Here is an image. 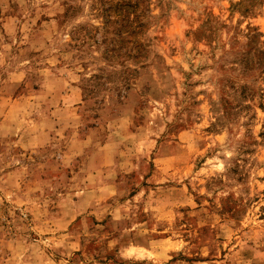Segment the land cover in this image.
Wrapping results in <instances>:
<instances>
[{
    "label": "rangeland",
    "instance_id": "obj_1",
    "mask_svg": "<svg viewBox=\"0 0 264 264\" xmlns=\"http://www.w3.org/2000/svg\"><path fill=\"white\" fill-rule=\"evenodd\" d=\"M0 264H264V0H0Z\"/></svg>",
    "mask_w": 264,
    "mask_h": 264
}]
</instances>
